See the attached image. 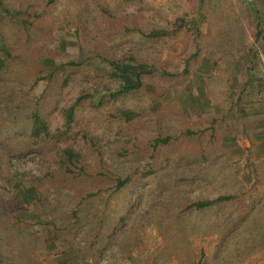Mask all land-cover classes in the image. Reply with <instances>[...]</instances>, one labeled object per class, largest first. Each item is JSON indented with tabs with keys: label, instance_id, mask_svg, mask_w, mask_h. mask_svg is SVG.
<instances>
[{
	"label": "rangeland",
	"instance_id": "obj_1",
	"mask_svg": "<svg viewBox=\"0 0 264 264\" xmlns=\"http://www.w3.org/2000/svg\"><path fill=\"white\" fill-rule=\"evenodd\" d=\"M106 3L116 13L113 18L100 16L89 39L76 35L75 18L63 4L53 9L44 23L52 27L54 38L40 43V49L46 46L49 51L43 59H39L40 49L35 50V55L26 49L25 37L13 32L2 36L4 43L11 46V54L7 57L0 41V58L8 59L9 67L0 82V158L5 159L8 151L26 143L16 137L23 136L18 128L24 111L37 103L39 108L48 103L47 95L63 72L71 70L53 65L76 62L83 67L63 91L62 107L71 104L82 89L98 96L102 82L116 89L118 81H108L102 72L101 56H109L111 46L123 50L135 47L145 62L166 73L158 77L159 83L153 78L141 94L123 96L102 109L79 110L64 141L52 140L42 151L14 160L13 170L42 176L56 168L51 155L72 142L76 148L83 146L87 158L84 165L93 174L91 184L83 185V196L87 191L102 190L98 197L106 199L111 210L118 208L125 195L119 191L111 196L116 177L129 175L135 179L148 166L161 171L162 183L169 182L176 195L195 200L237 194L239 202L230 204L226 214L239 216L242 223L229 238L223 256L228 264H264V41L255 40L256 16L261 17L264 26V0H148V5L139 10L117 0ZM153 23L174 32L146 43L133 37L139 32L147 33ZM131 39L139 42L131 44ZM245 56L251 63L246 60L248 64H241ZM115 107L135 110L138 121L127 124L111 118ZM56 128L62 129L57 113L51 122L52 131ZM84 130L97 139L95 149L84 144ZM187 131L194 134L188 135ZM158 134L169 135L171 141L150 157L146 143ZM165 159L169 162L165 163ZM139 167L142 170L134 173ZM4 168L5 164L1 169L5 171ZM181 177L187 181L172 183ZM2 188L5 185L0 179V195L4 194ZM140 190L145 204L157 200L154 181ZM161 194L165 196L167 191ZM36 211H27L28 224H33L31 216ZM215 213L212 210L209 221H215ZM198 236L192 238L194 245L200 242ZM51 238L44 239L45 251L40 254L30 246H21L32 260L30 264H57L70 251L60 237ZM78 241L74 251L81 259L73 258L68 264H89V248L83 235ZM162 243L155 225L147 224L136 242L127 246L132 261L148 264ZM118 252L114 247L101 264H131ZM113 254L118 256L115 262L111 260Z\"/></svg>",
	"mask_w": 264,
	"mask_h": 264
},
{
	"label": "trees",
	"instance_id": "obj_2",
	"mask_svg": "<svg viewBox=\"0 0 264 264\" xmlns=\"http://www.w3.org/2000/svg\"><path fill=\"white\" fill-rule=\"evenodd\" d=\"M117 1L137 6L138 10L148 5V0ZM60 4L75 18L73 23L76 24V35L79 33L85 39L93 35L100 16L113 18L116 13V9L110 8L106 0H0V41L7 57L11 54V46L4 43V34L13 32L15 36L25 37L24 45L32 51V55H35L36 49H40L42 41L53 39L52 27L44 22ZM256 17L258 21L255 25V40L264 41V26L261 17ZM171 32L174 30L153 23L149 24L147 33L139 32L138 36L133 37L144 43L154 42L165 38ZM139 41L131 39L130 43L136 45ZM118 47L111 46L110 55L101 56L102 72L108 81H118L116 89H111L109 83L102 82L98 96L82 89L71 104L59 107L63 91L72 83L73 77L81 73L83 67L81 63L76 62L53 65L63 70L66 67L71 70L63 72L61 80L47 95L48 103H44L41 108L37 103L33 108L25 110L20 117L18 132L20 130L19 134L23 136L17 134L16 137L18 141L26 143L8 151L5 159L0 158V179L5 185V188H2L4 194L0 195V264H30L32 260L21 246H30L38 254L43 253L46 237H53L55 240L60 237L64 241L63 245L69 246L70 251L64 253L63 259L57 263L68 264L73 258L81 259L75 256L74 251V247L80 243V235H83V241L89 248V264H101L114 247L118 248V253L123 258L132 261L129 253L131 250L129 251L127 245L136 242L140 231H143L147 224H154L163 240L148 264H168L171 261L176 264H228L223 252L229 238L238 232L242 221L239 216L227 215L226 208L239 202L237 194L195 200L176 195L169 182L162 183L159 178L161 171L157 172L148 166V169L135 179L129 175L116 177L111 196L119 191H123L125 195L119 201L118 208L111 210L107 206L108 201L98 197L102 190L87 191L83 196V185L91 184L93 174L87 170L89 166L84 165L87 158L83 146L76 148L72 142H66L64 147L51 155L56 168L47 170L42 176L13 170L14 160L29 153L42 151L52 140L64 141L79 110L102 109L123 96L141 94L153 78L159 83V78L165 76L166 73L162 74L153 64L145 62L135 47L126 50ZM40 50L42 54L39 59L49 55L46 46ZM246 60L248 58L245 56L241 64L249 61ZM8 69V59L1 57L0 82L4 81L3 77L7 75ZM246 71L248 81L251 68ZM184 73L187 72L184 70ZM55 113L62 119V129L56 128L52 131V115ZM110 116L127 124L134 120L137 122L139 118L135 110L120 107H115ZM16 117L18 118V115ZM186 134L194 132L187 131ZM1 135L2 128L0 138ZM82 140L85 145L96 148L97 139L92 138L85 130L82 131ZM170 141L171 137L166 134H158L150 139L146 143L152 153L150 157L160 152ZM163 161L169 162L167 159ZM4 164L5 171L1 169ZM141 168H135L134 173L142 170ZM151 176H155V179L152 180ZM153 181L156 185L157 200L148 205L141 201L140 189ZM172 181L181 183L187 179L181 177ZM163 190L167 191V195L161 194ZM38 206L40 209H37ZM33 209L37 210L31 216L33 224H28L26 213ZM212 210L216 212L215 221H209ZM197 234L200 235V242L194 245L192 238ZM213 236L215 238L211 240ZM63 245L60 247L64 248ZM117 257L113 254L111 260L115 262ZM69 258L71 260H68ZM131 264L136 263L132 261Z\"/></svg>",
	"mask_w": 264,
	"mask_h": 264
},
{
	"label": "crops",
	"instance_id": "obj_3",
	"mask_svg": "<svg viewBox=\"0 0 264 264\" xmlns=\"http://www.w3.org/2000/svg\"><path fill=\"white\" fill-rule=\"evenodd\" d=\"M260 102V101H259Z\"/></svg>",
	"mask_w": 264,
	"mask_h": 264
}]
</instances>
